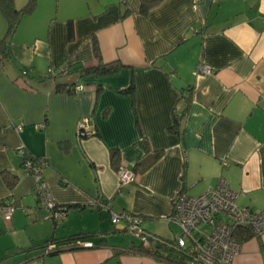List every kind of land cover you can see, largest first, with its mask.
Wrapping results in <instances>:
<instances>
[{"label":"crops","instance_id":"1","mask_svg":"<svg viewBox=\"0 0 264 264\" xmlns=\"http://www.w3.org/2000/svg\"><path fill=\"white\" fill-rule=\"evenodd\" d=\"M6 28L0 11V38ZM94 39L101 61L118 59L119 71L61 77L83 88L54 92L56 81L45 74L96 64ZM9 45L10 57L0 61V201L15 210L10 219L0 211V264H174L158 256L176 246L166 221L173 200L201 194L220 177L240 206L264 211V0H37ZM203 64L214 72L194 75ZM132 75L134 100L120 91ZM186 105L178 134L173 111ZM83 117L90 136L78 135ZM19 149L45 157L42 175L56 203L79 207L51 219ZM119 165H136L135 181L123 188ZM122 211L140 217L160 247L152 240L149 253L140 252L125 220L111 221L110 212ZM74 234L95 246L73 248ZM49 238L62 249L44 252ZM232 264H264V233L242 240Z\"/></svg>","mask_w":264,"mask_h":264},{"label":"built area","instance_id":"2","mask_svg":"<svg viewBox=\"0 0 264 264\" xmlns=\"http://www.w3.org/2000/svg\"><path fill=\"white\" fill-rule=\"evenodd\" d=\"M213 72L208 64H203L199 65L193 74H212ZM82 88L81 85L76 87L77 90ZM77 131L80 137L94 133L88 123V117L79 120ZM18 153L24 159L25 166L28 168L27 172L32 177L34 194L39 206L49 212L51 219H63L66 214L61 205L50 196L43 179L44 157L35 158L32 161L26 150L19 149ZM116 173L119 187L135 181L134 171L124 165H119ZM237 197L238 193L231 188L224 177H220L215 185L209 186L201 194L190 195L180 192L175 197L173 212L166 220L181 229L176 239V246L182 251L189 252L190 264H232L233 257L241 249V241L233 237L238 227H248L254 236L264 233V211H254L249 207L240 206L237 203ZM14 210L15 207L11 202H0V211L5 219H10ZM110 217L112 223L125 220L127 231L139 238L144 246L148 245L149 235L142 229L140 217L126 211L110 212ZM202 225H207L210 231L204 230ZM75 246L91 248L95 244L78 240Z\"/></svg>","mask_w":264,"mask_h":264},{"label":"trees","instance_id":"3","mask_svg":"<svg viewBox=\"0 0 264 264\" xmlns=\"http://www.w3.org/2000/svg\"><path fill=\"white\" fill-rule=\"evenodd\" d=\"M37 0H27L26 3L21 7V8H17L15 6V2L14 0H0V11L3 13V15L6 18L7 21V28H6V32L5 35L3 37L0 38V61H4L7 60L10 57V41H11V37L14 33V31L17 28L18 22L20 20V17L24 14H29L33 11V9L35 8ZM144 5H142V9L144 10L145 8L143 7ZM74 35V29H73V25L71 23V20H69L68 24H67V39L70 40L73 38ZM93 51H94V55L97 58V63L94 65H82V64H73L71 65V67L69 69H63L60 70L59 67H55V68H51L48 71V76L51 77L52 80L56 81L54 84V88L53 91L54 92H65V93H69V94H73L77 91L76 87L78 86V80H80L81 78L85 77V76H96V77H100V76H108V75H112L115 74L119 71L120 67L122 66V63L118 60H112V61H108V62H103L101 61V53H100V49H99V45L97 43V40H93ZM59 77H77L78 80L76 81H61V80H57ZM100 85H97V88L100 89ZM190 87L187 86V89ZM121 93H128L133 97V100L135 99V82H134V77L133 75L130 78V82L128 84L127 87L122 88ZM181 97H184L185 99H187L189 97V95H186L185 93L181 92ZM187 110V105L185 106L184 109L182 110H178V109H174L173 111V122L171 125V130L173 129L176 133H180L181 131V127H182V122L184 120L185 117V113ZM95 133V132H94ZM141 143L143 145V147L145 148L146 151H150L149 149V143L146 140V138H143L141 140ZM154 156H157L158 152H154ZM29 154V158H31V160H35V158H39V157H44V156H35L31 153ZM112 158L115 159L116 162H118V159H116V152L112 153ZM45 159V157H44ZM45 164H46V160H45ZM139 163H137V165H139ZM118 165V164H117ZM45 166V165H44ZM147 166V164H142V169H144ZM21 168L23 169V172L28 174V168L27 166H25L24 163V159H21ZM134 169H136V165L134 166ZM133 169V170H134ZM135 173V172H134ZM15 179H16V175H13V177L10 180L6 181V184L8 185L9 188H11L13 186V184L15 183ZM124 187V186H123ZM120 187V188H123ZM34 191V189H33ZM35 195V194H34ZM36 198V196H35ZM37 200V198H36ZM2 202V201H0ZM38 203V201H37ZM174 203V202H173ZM58 204V203H57ZM39 206V204H38ZM41 207V206H39ZM61 207L63 208L65 214H67V212L72 208V207H79L77 205H61ZM84 235L87 234H74V236L71 237V241L75 240L78 241L83 237H86ZM252 235L251 230L248 227H244V226H240L238 227L234 233H233V237L239 241L245 240L247 238H249ZM59 243L56 242L53 238H49L46 239L42 244L41 247L43 248L44 252L47 253H53L56 252L60 249H62L61 246L58 245ZM140 249H138L140 252L143 253H149L150 248L149 245L144 246L141 242H140ZM175 245V244H173ZM73 248L76 247L75 245H71ZM169 247V246H168ZM171 249H166V252H159L160 255L158 256H162L163 259L170 261L171 263L174 264H190V260L186 259V254L185 252H183L182 250H180L179 248H177L176 246H170ZM154 255H156L158 253V250L153 251Z\"/></svg>","mask_w":264,"mask_h":264},{"label":"rangeland","instance_id":"4","mask_svg":"<svg viewBox=\"0 0 264 264\" xmlns=\"http://www.w3.org/2000/svg\"><path fill=\"white\" fill-rule=\"evenodd\" d=\"M59 78H61V77H59ZM51 80V77H49L47 74H45V77H44V80ZM19 151V150H18ZM167 221V220H166ZM119 223H122L123 222V220H119L118 221ZM168 222V221H167ZM171 224V223H170ZM110 225L111 226H113L111 223H110ZM174 225V227H175V229H176V234L175 235H179L180 233H181V229L176 225V224H173ZM204 230H208V231H210V228L207 226V225H202L201 226ZM130 234V233H129ZM134 238H135V236H134ZM137 241H139V238H135Z\"/></svg>","mask_w":264,"mask_h":264},{"label":"water","instance_id":"5","mask_svg":"<svg viewBox=\"0 0 264 264\" xmlns=\"http://www.w3.org/2000/svg\"><path fill=\"white\" fill-rule=\"evenodd\" d=\"M148 235H149V234H148ZM148 240H149V241L156 240L157 243H158V245H157L158 247H160V245H161V244H159V240H157V239L155 238L154 235H149Z\"/></svg>","mask_w":264,"mask_h":264}]
</instances>
